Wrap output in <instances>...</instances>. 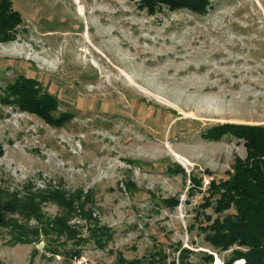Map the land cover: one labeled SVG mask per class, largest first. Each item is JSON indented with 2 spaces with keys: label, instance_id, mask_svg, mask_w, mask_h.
<instances>
[{
  "label": "rangeland",
  "instance_id": "rangeland-1",
  "mask_svg": "<svg viewBox=\"0 0 264 264\" xmlns=\"http://www.w3.org/2000/svg\"><path fill=\"white\" fill-rule=\"evenodd\" d=\"M11 2L22 23L0 43V202L32 198L46 222L66 213L54 194L71 199L76 239L8 214L32 241L0 226V264H179L182 249L183 264H224L237 247L205 241L200 226L218 216L202 204L246 151L202 134L264 125V0H210L201 15H149L130 0ZM20 76L56 97L62 126L4 101Z\"/></svg>",
  "mask_w": 264,
  "mask_h": 264
},
{
  "label": "trees",
  "instance_id": "trees-1",
  "mask_svg": "<svg viewBox=\"0 0 264 264\" xmlns=\"http://www.w3.org/2000/svg\"><path fill=\"white\" fill-rule=\"evenodd\" d=\"M137 3L140 10L153 15L162 7L170 11L188 10L195 14H205L211 7L210 0H130ZM22 23L20 13L13 8L11 0H0V43L13 40L17 27ZM21 110L32 112L41 117L47 124L55 127L62 126L68 115L61 113L53 116L57 109L56 97L42 93L38 83L32 78L20 76L13 84L5 89V99ZM228 136L243 141L246 151L244 159L235 158L232 172L226 179H212L206 188L208 193L202 207H212L218 217L210 220L209 224L200 226L204 239L214 249L232 250L230 258L224 264H233L237 260H244V264H264V125L224 123L205 130L202 137L209 141H219ZM182 170V169H181ZM191 182L200 185L194 177ZM57 203L65 210V214L43 222L38 203L32 198L28 201L8 199L0 202V226L10 227L14 231V243H30L31 229L24 228L15 220L5 215H27L34 218L38 224H44L43 230L52 231L56 236H64L66 240H75L76 232L68 225V214L76 211L71 199L55 195ZM79 210V208H78ZM232 212L220 217L224 212ZM81 209L79 212H82ZM47 229V230H45ZM37 231V228L34 231ZM35 231V236L39 233ZM186 249L180 250L179 264H183L182 257ZM55 253V252H54ZM73 258H79L78 250L73 252ZM205 260L211 264V255ZM121 264H136L120 259ZM68 264V263H66ZM147 264H153L148 262Z\"/></svg>",
  "mask_w": 264,
  "mask_h": 264
},
{
  "label": "bare ground",
  "instance_id": "bare-ground-1",
  "mask_svg": "<svg viewBox=\"0 0 264 264\" xmlns=\"http://www.w3.org/2000/svg\"><path fill=\"white\" fill-rule=\"evenodd\" d=\"M77 11H78L79 13H82L83 10H82L81 6L78 7ZM174 156L177 157L178 159L183 160L182 157H180V156L177 155V154H174ZM183 161H184V160H183ZM212 264H221V261L216 257V259L214 260V262H213ZM233 264H244V261H243V260H237V261H235Z\"/></svg>",
  "mask_w": 264,
  "mask_h": 264
},
{
  "label": "water",
  "instance_id": "water-1",
  "mask_svg": "<svg viewBox=\"0 0 264 264\" xmlns=\"http://www.w3.org/2000/svg\"><path fill=\"white\" fill-rule=\"evenodd\" d=\"M39 246H41V245H39Z\"/></svg>",
  "mask_w": 264,
  "mask_h": 264
}]
</instances>
